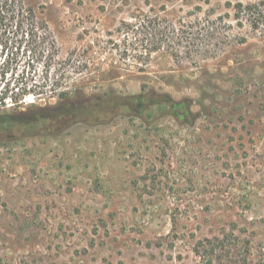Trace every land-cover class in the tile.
<instances>
[{
    "label": "rangeland",
    "instance_id": "rangeland-1",
    "mask_svg": "<svg viewBox=\"0 0 264 264\" xmlns=\"http://www.w3.org/2000/svg\"><path fill=\"white\" fill-rule=\"evenodd\" d=\"M27 1L70 93L28 96L14 112L34 127L0 139V264H198L205 237L264 243V0Z\"/></svg>",
    "mask_w": 264,
    "mask_h": 264
},
{
    "label": "trees",
    "instance_id": "trees-1",
    "mask_svg": "<svg viewBox=\"0 0 264 264\" xmlns=\"http://www.w3.org/2000/svg\"><path fill=\"white\" fill-rule=\"evenodd\" d=\"M57 54L58 46L48 24L27 0H0V83L5 81L0 89V139L15 127L23 125L26 131L34 127V122L23 123L15 116V110L28 96L37 99L58 94L64 98L70 93L63 73L49 76ZM39 63L45 73L37 81L31 69ZM22 64L28 71L16 73ZM11 79L13 86H5ZM66 102L61 105H68ZM67 117L64 115V122ZM193 250L198 264H264V243L253 250L250 241L239 240L233 232L200 239Z\"/></svg>",
    "mask_w": 264,
    "mask_h": 264
},
{
    "label": "flooded vegetation",
    "instance_id": "flooded-vegetation-1",
    "mask_svg": "<svg viewBox=\"0 0 264 264\" xmlns=\"http://www.w3.org/2000/svg\"><path fill=\"white\" fill-rule=\"evenodd\" d=\"M163 102H170V98H169V97L164 98V99H163ZM142 103H143V95H139V97H138V99H137V106H140ZM169 105H170L171 107H173V106H174V103L171 104V102H170ZM141 110H142V109H141ZM139 111H140V110H139ZM175 115L179 117L180 114H179L178 112H176Z\"/></svg>",
    "mask_w": 264,
    "mask_h": 264
}]
</instances>
